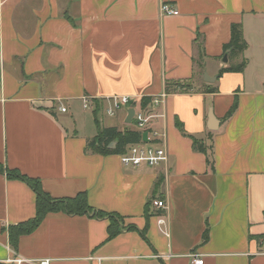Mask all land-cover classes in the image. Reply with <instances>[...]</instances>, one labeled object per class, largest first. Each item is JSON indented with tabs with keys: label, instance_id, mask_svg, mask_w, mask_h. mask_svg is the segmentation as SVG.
<instances>
[{
	"label": "crops",
	"instance_id": "1",
	"mask_svg": "<svg viewBox=\"0 0 264 264\" xmlns=\"http://www.w3.org/2000/svg\"><path fill=\"white\" fill-rule=\"evenodd\" d=\"M161 1L178 14L160 15ZM233 23L247 64L219 76L241 60H221ZM190 79L152 119L166 162L133 167L85 150L98 126L139 131L126 121L131 103ZM117 95L130 103L108 116ZM83 111L94 127L76 119ZM0 166V264H190L195 253L203 264H264V0H0ZM7 168L55 199L84 192L118 232L108 237V216L50 211L11 237L10 226L35 216L37 197Z\"/></svg>",
	"mask_w": 264,
	"mask_h": 264
},
{
	"label": "trees",
	"instance_id": "2",
	"mask_svg": "<svg viewBox=\"0 0 264 264\" xmlns=\"http://www.w3.org/2000/svg\"><path fill=\"white\" fill-rule=\"evenodd\" d=\"M231 34L228 42L223 45V54L227 53V58L232 59L234 56H240L239 62L230 63L228 66L223 67L219 71V76L223 72H241L244 70L247 59L242 56V53L247 48V44L244 40L243 30L241 23H233L230 26ZM200 36V34H198ZM200 51H203L202 41L197 43ZM199 72L203 69L202 65H199ZM192 81H176V82H167L165 86L166 92H176V91H189L191 89ZM210 91H216L215 87H209ZM150 98L147 96L142 99V102L145 103ZM236 103L228 110L226 113V117L230 116L235 110ZM178 126L180 129L182 125L178 122ZM142 137L141 132L138 130H117L115 127H99L97 128V133L92 138L87 141L85 146V150H90L95 153H115L119 154L123 152V150L130 144L134 142H138ZM193 139V147L203 153L207 152L206 146L199 142L196 138ZM112 141H116V145L114 148H109L108 144ZM207 162L209 163V159L207 158ZM0 171H2L0 166ZM7 175L10 177L20 178L25 183H27L36 194V208H35V216L32 219H29L24 222H19L15 226H10V235L11 237L14 233H26L33 230L36 225L40 222V220L50 211H65L70 214H85L89 213L97 217H109L110 223L108 226V237L114 236L118 230L115 227L116 218L113 214L103 213L102 211L93 209L87 203V197L84 192H78L74 197H62L61 199H55L51 197L47 192L45 193L41 187V183L38 179L34 177H28L24 174H21L18 170H11L7 168Z\"/></svg>",
	"mask_w": 264,
	"mask_h": 264
},
{
	"label": "built area",
	"instance_id": "3",
	"mask_svg": "<svg viewBox=\"0 0 264 264\" xmlns=\"http://www.w3.org/2000/svg\"><path fill=\"white\" fill-rule=\"evenodd\" d=\"M178 9L171 3L166 1H161L159 6V13L162 16H174L178 14ZM168 92H161L159 95H152L147 102L143 103L140 101H133L131 105L134 106V113L132 119L136 122V127L141 132H146L147 141L140 138L138 142L128 145L123 152L118 154L120 161L123 165L139 166L140 164H145L147 166H158L167 161L168 151L165 149V139L166 135L164 131H159L153 126V120L157 117H162L163 114H157L156 109L162 106ZM91 102V98L82 97V107L88 108ZM108 105L105 108V113L108 116H114L119 108L124 107L130 103V97L126 95L111 96L108 98ZM130 105V107H131ZM62 111L66 108L60 107ZM152 203L157 208H166L165 201L156 199ZM157 223L159 229L165 235L168 234V227L166 219L164 217H158ZM14 263L19 264L22 261L21 258H16L13 260ZM50 259H40L38 264H49ZM190 264H203L202 255L195 253L192 255Z\"/></svg>",
	"mask_w": 264,
	"mask_h": 264
},
{
	"label": "water",
	"instance_id": "4",
	"mask_svg": "<svg viewBox=\"0 0 264 264\" xmlns=\"http://www.w3.org/2000/svg\"><path fill=\"white\" fill-rule=\"evenodd\" d=\"M221 60H223L224 62H227V53H224ZM203 75H204V80L208 81V82H213L215 81V77H210L209 75H207L206 71L203 72ZM133 113H134V106L133 104L131 105V107H129L128 111H127V119L126 121H128L129 123H131V118L133 116ZM209 118L212 119L213 118V115H212V111L210 110V113H209ZM210 127L212 128V126L210 125ZM142 137H143V140L144 141H147V135H146V132H143L142 133ZM116 145V141H112L108 144V147L109 148H114Z\"/></svg>",
	"mask_w": 264,
	"mask_h": 264
},
{
	"label": "rangeland",
	"instance_id": "5",
	"mask_svg": "<svg viewBox=\"0 0 264 264\" xmlns=\"http://www.w3.org/2000/svg\"><path fill=\"white\" fill-rule=\"evenodd\" d=\"M111 119V117H108ZM79 122H83L84 126H86V129H89V127H94L93 124L94 122L91 121L89 113L88 112H81L78 117L76 118ZM134 123L131 125L133 126Z\"/></svg>",
	"mask_w": 264,
	"mask_h": 264
}]
</instances>
